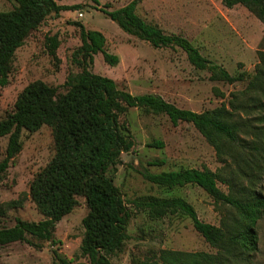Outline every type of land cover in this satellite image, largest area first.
<instances>
[{"label":"rangeland","instance_id":"obj_1","mask_svg":"<svg viewBox=\"0 0 264 264\" xmlns=\"http://www.w3.org/2000/svg\"><path fill=\"white\" fill-rule=\"evenodd\" d=\"M132 1H59L60 5H79V8L49 17L17 50L10 82L8 86L0 87V121L14 111L18 95L30 83L43 81L50 86L61 87L69 75L80 72L73 54L82 45L81 25L88 31L101 32L107 39L108 52L120 57L119 65L112 67L99 53L90 66L91 72L113 79L120 89L135 96L159 95L180 109L198 113L223 105L232 111L230 105L233 101L235 106L247 107L245 111H236L240 123L246 122L256 128L264 126V123L256 121L264 116V110H259L250 101L257 97L264 102V97L260 93L241 94L257 71L264 68L261 58L264 54L262 21L246 7L238 5L229 9L222 0H140L137 14L142 19L159 26L169 35L188 39L212 64L223 66L230 74L246 73L244 82L229 85L221 81L211 82L210 73L195 69L180 48L155 49L149 43L126 34L117 22L103 13L121 9ZM15 4V0H0V12L11 11ZM53 36L61 41L56 58L50 55L46 42L47 37ZM121 123L129 129L135 143L134 150L122 155V162L115 173V185L127 203L145 197H181L193 205L203 222L218 227L224 221L231 223L235 210L215 202L198 186L162 189L145 180L142 173L146 170L161 173L205 169L221 178L231 179L232 176L238 177V164L244 166L241 157L250 160L249 152L247 156L234 149L233 153L220 157L215 147L192 124L174 126L167 116L138 108H130L121 117ZM251 131L253 129L249 133ZM253 133L242 137L251 142ZM155 141L163 142L164 148L150 147ZM7 144L8 137L0 138V162L5 157ZM54 155V137L50 127L44 126L35 133L23 132L22 149L0 181L1 228L13 227L17 219L29 222L43 219L31 199L30 188ZM158 160H164L165 165L150 166ZM257 182L258 190L264 195V174ZM237 184L246 187L250 183L241 179ZM218 186L226 194L231 192L229 186L221 181H218ZM88 213L85 198L78 197V206L56 227L55 238L59 244L54 246L51 242L29 238L31 243L0 245V264H53L54 251L74 263L87 262L82 257L81 244L85 232L83 220ZM256 229L259 253L252 264H264V218L257 223ZM128 235L123 248L110 256L113 264H144L158 257L162 250L214 255L218 252L194 230L189 218L179 215L153 221L146 213L135 212ZM35 245H41V248Z\"/></svg>","mask_w":264,"mask_h":264},{"label":"trees","instance_id":"obj_2","mask_svg":"<svg viewBox=\"0 0 264 264\" xmlns=\"http://www.w3.org/2000/svg\"><path fill=\"white\" fill-rule=\"evenodd\" d=\"M59 1L15 0L11 11L0 12V87L8 86L15 54L30 34L49 17L79 8V5H60ZM86 1L98 3V0ZM222 2L229 9L242 5L264 23V0ZM139 3L140 0H133L121 9L103 13L117 22L126 34L149 43L155 49L180 48L195 69L210 73L211 82L234 85L246 80V73L234 76L223 66L212 64L183 36L169 35L159 26L142 19L137 14ZM79 26L82 45L74 52L73 60L80 72L69 75L61 87H53L43 81L30 83L18 95L14 111L0 121V138L8 137L5 157L0 162V181L22 149L24 131L35 133L48 126L53 131L55 145V155L36 176L30 188L31 199L43 219L39 222L17 219L13 227H0V245L31 243V238L56 246L60 243L55 238L58 223L75 210L78 197H83L89 213L83 220L85 232L81 254L87 262L74 263L54 251L53 264H113L110 256L120 251L128 240V228L135 212L146 213L153 221L174 215L187 217L192 221L194 230L218 251L214 255L162 250L158 257L144 264H252L259 253L256 225L264 218V195L257 185V180L264 174V126L256 128L246 122L240 123L236 111H245L247 107L235 106L233 101L230 105L232 111L223 105L198 113L180 109L159 95L135 96L120 89L113 79L90 71L94 56L99 53L112 67L119 65L120 57L108 52L107 39L101 32L88 31ZM46 42L50 55L56 58L61 41L53 36L47 37ZM261 58L264 62V54ZM254 93L264 97V68L257 71L241 94ZM250 101L259 110H264V102L259 98L254 97ZM130 108L165 115L174 126L192 124L215 147L220 157L233 153L234 149L241 154L249 152L250 160L241 157L244 166L239 163L238 177L232 176L231 179L221 178L205 169L161 173L146 170L142 173L145 180L162 189L198 186L215 202L235 210L231 223L224 221L218 227L203 222L193 205L181 197H145L128 203L125 201L115 185V173L122 162V155L130 153L135 147L129 129L121 123V117ZM256 121L264 123V116ZM250 129L254 132L251 131L254 135L251 142L242 137L249 136ZM150 147L162 149L164 143L155 141ZM163 165L164 160L150 163V166L156 167ZM241 179H247L250 184L240 187L237 181ZM218 181L227 184L231 192L226 194L221 191ZM35 246L41 248V245Z\"/></svg>","mask_w":264,"mask_h":264},{"label":"built area","instance_id":"obj_3","mask_svg":"<svg viewBox=\"0 0 264 264\" xmlns=\"http://www.w3.org/2000/svg\"><path fill=\"white\" fill-rule=\"evenodd\" d=\"M80 16H82V14H80Z\"/></svg>","mask_w":264,"mask_h":264}]
</instances>
